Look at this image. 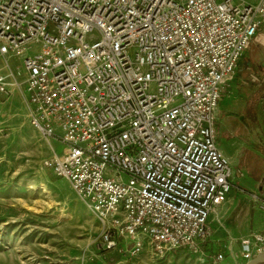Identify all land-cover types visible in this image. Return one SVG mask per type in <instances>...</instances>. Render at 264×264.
<instances>
[{"label": "built area", "instance_id": "built-area-1", "mask_svg": "<svg viewBox=\"0 0 264 264\" xmlns=\"http://www.w3.org/2000/svg\"><path fill=\"white\" fill-rule=\"evenodd\" d=\"M263 26L264 0H0V55L23 57L30 122L66 149L49 166L107 249L202 253L233 187L219 103ZM241 245L264 254L263 235Z\"/></svg>", "mask_w": 264, "mask_h": 264}, {"label": "rangeland", "instance_id": "rangeland-1", "mask_svg": "<svg viewBox=\"0 0 264 264\" xmlns=\"http://www.w3.org/2000/svg\"><path fill=\"white\" fill-rule=\"evenodd\" d=\"M253 61L264 68V26L241 62ZM262 72L264 79V69ZM7 98L0 94V264L212 263L211 257L218 254L212 248L209 255L205 250L196 254L182 248L163 257L145 252L132 257L120 244L107 249L105 228L97 215L71 182L49 166L55 157L63 156L65 145L44 137L31 124L26 107ZM224 134L226 131L216 129L218 144ZM246 134L245 140H249ZM232 172L237 180L257 183L264 176V149L243 155L240 164L232 165ZM210 234L204 244L213 237Z\"/></svg>", "mask_w": 264, "mask_h": 264}, {"label": "crops", "instance_id": "crops-1", "mask_svg": "<svg viewBox=\"0 0 264 264\" xmlns=\"http://www.w3.org/2000/svg\"><path fill=\"white\" fill-rule=\"evenodd\" d=\"M259 1L247 0L253 5ZM22 59L23 57L17 55H9L7 69L6 61L0 55V71L8 77L4 90L0 89V94H6L8 100L14 101V105L20 101L30 114L31 106ZM241 61L233 79L223 90L216 125V129L226 131L219 144L216 142L229 158L231 169L232 165L236 167L240 164V158L246 153H256L261 147L264 149V68L258 61L246 62L247 64ZM10 71L13 77H9ZM246 133L249 134V140H245ZM236 180L232 172V191L227 201L211 214L212 220L209 218V230L210 233L213 232V237L208 244L202 246V251L204 253L205 250L209 255V248L217 250L218 254L211 257V264H214L218 255L224 256V264H246L242 255L241 239L257 234L264 236V176L253 184L244 183L240 179L236 184ZM120 246L125 250L127 244L121 243ZM178 251L181 250L176 252ZM143 252L153 257L150 247L146 246Z\"/></svg>", "mask_w": 264, "mask_h": 264}, {"label": "water", "instance_id": "water-1", "mask_svg": "<svg viewBox=\"0 0 264 264\" xmlns=\"http://www.w3.org/2000/svg\"><path fill=\"white\" fill-rule=\"evenodd\" d=\"M247 264H264V254L258 255Z\"/></svg>", "mask_w": 264, "mask_h": 264}]
</instances>
